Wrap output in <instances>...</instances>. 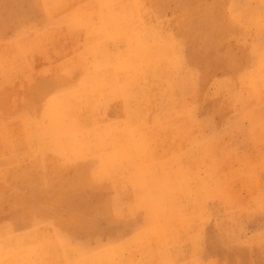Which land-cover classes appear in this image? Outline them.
<instances>
[{
  "label": "rangeland",
  "instance_id": "1",
  "mask_svg": "<svg viewBox=\"0 0 264 264\" xmlns=\"http://www.w3.org/2000/svg\"><path fill=\"white\" fill-rule=\"evenodd\" d=\"M137 3L133 35L165 62L118 75L102 40L116 8L0 0V264H264V0ZM76 93L73 121L58 104Z\"/></svg>",
  "mask_w": 264,
  "mask_h": 264
},
{
  "label": "bare ground",
  "instance_id": "2",
  "mask_svg": "<svg viewBox=\"0 0 264 264\" xmlns=\"http://www.w3.org/2000/svg\"><path fill=\"white\" fill-rule=\"evenodd\" d=\"M25 1V0H24ZM81 1V0H80ZM137 1H141V0H97V5H98V7L99 8H104V10H105V12H106V14L105 15H107V16H111V17H113V15H115V13L112 11L114 8H116L117 10H116V15H120L121 17L120 18H118L117 19V17H115V18H113V20H106V28L108 29V32L105 34V35H103V37H102V40H104V45L105 44H108V45H110L111 47H110V53L108 54V55H112L111 57H112V64H114V68H115V71H117L118 72V75H120L121 74V72L120 71H122L121 69H120V65L119 64H125V66H126V68L127 69H130V62H132V63H136V60H137V58L136 57H138V56H140V62L143 64V65H145L147 68H149L150 67V65L152 64V62H155V63H157V64H159L160 65V67H161V69H162V63H163V61L165 62V58H166V54H165V50H167L166 49V46H165V44H157L156 43V41H155V39H152V40H149V38L147 39V37H144V35L142 36V40H138L139 39V36H134L133 34L135 33V31H134V29L135 28H137V26L138 25H140L141 23L139 22V19H137V13H139V11H138V3H137ZM160 1V0H159ZM27 2V1H26ZM144 2V1H143ZM75 3V2H74ZM73 3V4H74ZM154 3V2H153ZM157 3V2H156ZM162 3V2H161ZM31 4V3H30ZM58 4V3H57ZM78 4V3H77ZM77 4H75V6L77 5ZM146 4V3H145ZM28 5V4H27ZM43 5V4H42ZM147 5V4H146ZM160 5V4H159ZM36 6V5H35ZM59 6V5H58ZM57 6V7H58ZM73 6V5H72ZM72 6H70V7H72ZM75 6H73V7H75ZM145 6V5H144ZM143 5H142V7H144ZM152 6V5H151ZM157 6V5H156ZM234 6V5H233ZM37 7V6H36ZM40 7V6H39ZM141 7V8H142ZM146 7V6H145ZM31 8H32V6H31ZM52 8V7H51ZM59 8V7H58ZM95 8V7H94ZM159 8V7H158ZM55 9V8H54ZM69 9L70 8H67L66 9V11L65 12H67V10H68V12H69ZM74 9V8H73ZM147 9V8H146ZM160 9V8H159ZM158 9V10H159ZM162 9V8H161ZM25 10H26V8H25ZM94 10V9H93ZM148 10V9H147ZM27 11V10H26ZM87 11V10H86ZM101 11H102V9H101ZM145 10H143V12H144ZM229 11H230V9H229ZM24 12V11H23ZM39 12V11H38ZM72 12V11H71ZM142 12V11H141ZM140 12V13H141ZM143 12H142V14H143ZM156 12V11H155ZM26 13V12H25ZM145 13V12H144ZM148 13V12H147ZM248 13H249V11H248ZM32 14H34V13H32ZM73 14V13H72ZM149 14V13H148ZM66 15V14H65ZM64 15V13H63V16H65ZM156 15H157V13H156ZM233 15V14H232ZM247 15V14H246ZM25 16V15H24ZM29 16V15H28ZM28 16H26V18L28 17ZM34 16V15H33ZM57 16V15H56ZM75 16V15H74ZM143 16H145V15H143ZM30 17V16H29ZM54 17H55V15H54ZM62 17V16H61ZM139 17V16H138ZM151 17V16H150ZM157 17H159V16H157ZM66 18H68V16L66 17ZM72 18V17H71ZM74 18H76V17H74ZM141 18V17H140ZM144 18V17H143ZM160 18V17H159ZM25 19V18H24ZM56 19H57V17H56ZM123 19H125L126 20V22L123 20ZM153 19V18H152ZM28 20V19H27ZM42 20H44V19H42ZM65 20V19H64ZM70 20V19H69ZM75 20V19H74ZM141 20V19H140ZM145 20H146V18H145ZM234 20V19H233ZM247 20V19H246ZM32 21V20H31ZM46 21V20H45ZM15 22V21H14ZM18 22H19V20H18ZM25 22V21H24ZM35 22V21H34ZM51 22V21H50ZM56 22V21H55ZM60 22V21H59ZM74 22V21H73ZM150 21H149V19H148V23H149ZM17 23V22H16ZM21 23V22H20ZM19 23V24H20ZM29 23V22H28ZM46 22H44L43 24H45ZM69 23V22H68ZM6 24V23H5ZM22 24V23H21ZM48 24V23H47ZM74 24V23H73ZM153 24V23H152ZM238 24V23H237ZM9 25V24H8ZM40 25V24H39ZM46 25V24H45ZM77 25V24H76ZM91 25V24H90ZM145 25H147V24H145ZM233 24H231V26H232ZM16 26H17V24H16ZM20 26V25H19ZM19 26H17L16 28H19ZM28 26V25H27ZM78 26V25H77ZM77 26H75V27H77ZM82 26H84V25H82ZM86 26V25H85ZM93 26V25H92ZM264 26V25H263ZM25 27V26H24ZM35 27V26H34ZM45 27V26H44ZM13 28V27H12ZM21 28V27H20ZM28 28V27H27ZM65 28H66V26H65ZM82 28V27H81ZM95 28V27H94ZM166 28V27H165ZM230 28V27H229ZM29 29V28H28ZM31 29V28H30ZM33 29V28H32ZM75 29V28H74ZM88 29V28H87ZM93 29V28H92ZM155 29H156V27H155ZM264 29V28H263ZM15 30V29H14ZM20 30V29H19ZM34 30V29H33ZM67 30H68V28H67ZM78 30V29H77ZM85 30V29H84ZM50 31H51V29H50ZM91 31H93V30H91ZM132 31H134V32H132ZM12 32H13V30H12ZM16 32V31H15ZM51 33V32H50ZM67 33V32H66ZM83 33H84V31H83ZM90 33V32H89ZM93 33V32H92ZM164 33V32H163ZM13 34V33H12ZM48 34V33H47ZM80 34H81V32H80ZM193 34V33H192ZM52 35V34H51ZM84 35V34H83ZM101 34H99V36H100ZM48 36V35H47ZM67 36V35H66ZM91 36V35H90ZM94 36V35H93ZM25 37V36H24ZM42 37V36H41ZM40 37V38H41ZM54 37V36H53ZM52 37V38H53ZM68 37V36H67ZM33 38V37H32ZM39 38V39H40ZM81 38V37H80ZM24 39V38H23ZM99 39V38H98ZM19 40H21V39H19ZM29 40V39H28ZM42 40V39H41ZM8 41V40H7ZM43 41V40H42ZM72 41V40H71ZM74 41V40H73ZM177 41V40H176ZM2 42V41H1ZM4 42H5V40H4ZM3 42V43H4ZM31 42V41H30ZM96 42V41H95ZM26 43H28V41L26 40ZM48 43V42H47ZM82 43V42H81ZM86 43V42H85ZM98 43H100V41H98ZM38 44H40V43H38ZM77 44V43H76ZM88 44H90V43H88ZM18 45V44H17ZM78 45H79V43H78ZM87 45V44H86ZM1 46V45H0ZM22 46V45H21ZM28 46V45H27ZM48 46V45H47ZM62 46V45H61ZM64 46V45H63ZM97 46V45H96ZM99 46V45H98ZM25 47V46H24ZM42 47V46H41ZM40 47V48H41ZM91 47V46H90ZM89 47V48H90ZM101 47V46H100ZM115 47L118 49L119 48V50L117 51L116 49H115ZM139 47H141V51L139 50ZM39 48V49H40ZM68 48H69V46H68ZM67 48V51L69 50ZM76 48H77V46H76ZM80 48V47H79ZM101 49V48H100ZM25 50V49H24ZM43 50V49H42ZM62 50H65L64 48L62 49ZM76 50V49H75ZM93 50H95V49H93ZM27 51H28V49H27ZM101 51V50H100ZM28 53V52H27ZM69 53V52H68ZM94 53V52H93ZM140 53V54H139ZM6 54V53H5ZM61 54V53H60ZM97 54V53H96ZM34 55V54H33ZM70 55V54H69ZM82 55H84V53L82 54ZM36 56V55H35ZM95 56V55H94ZM37 57V56H36ZM60 57V56H59ZM27 58V57H26ZM33 58V57H32ZM38 58V57H37ZM42 58V57H41ZM55 58V57H54ZM35 59V58H34ZM33 59V60H34ZM39 59V58H38ZM37 59V60H38ZM64 59V58H63ZM25 60V59H24ZM54 60V59H53ZM31 61V60H30ZM32 62V61H31ZM33 62H36V61H33ZM40 62V61H39ZM53 62V61H52ZM206 62V61H205ZM256 62V61H255ZM261 62V61H260ZM56 63V62H55ZM54 63V64H55ZM115 63H119L118 64V66L117 65H115ZM251 63H252V61H251ZM254 63V62H253ZM58 64H61V63H58ZM237 64V63H236ZM248 64V63H247ZM39 64H37V66H38ZM45 65V64H44ZM95 65V64H94ZM105 65V64H104ZM253 65V64H252ZM34 66H35V64H34ZM215 66V65H214ZM213 66V67H214ZM59 67V66H58ZM83 67V66H82ZM108 67V66H107ZM113 67V66H112ZM112 67H110L109 68V70L108 69H106V71H109V72H111V73H114V69L112 68ZM29 68V67H28ZM212 68V67H211ZM215 68V67H214ZM245 68V67H244ZM248 68H249V66H248ZM25 69V68H24ZM164 69V68H163ZM252 69V68H251ZM83 70V69H82ZM23 71V70H22ZM35 71V70H34ZM38 70H36V72H37ZM61 71V70H60ZM128 71V70H127ZM180 71V70H179ZM238 71V70H237ZM45 72V71H44ZM47 72V71H46ZM195 72V71H194ZM30 73V72H29ZM40 73H42V72H40ZM59 73V72H58ZM175 73V72H174ZM43 74V73H42ZM42 74H40L39 76H41ZM60 74V73H59ZM106 74V73H105ZM108 74V73H107ZM32 75V74H31ZM34 75V74H33ZM38 75V74H37ZM110 75V74H109ZM209 75V74H208ZM258 76V75H257ZM28 77V76H27ZM34 77V76H33ZM48 77H50V76H48ZM40 78V77H39ZM27 79V78H26ZM34 79V78H33ZM49 79V78H48ZM85 79V78H84ZM95 77H94V82H95ZM123 79V78H122ZM192 79V78H191ZM253 79H255V78H253ZM39 80V79H38ZM50 80V79H49ZM190 80V79H189ZM191 81V80H190ZM253 81H255V80H253ZM40 82V81H39ZM44 82V81H43ZM124 82V81H123ZM153 82V81H152ZM154 82H156V81H154ZM183 82V81H182ZM181 82V83H182ZM68 83V82H67ZM236 84V83H235ZM239 84H240V82H239ZM238 84V85H239ZM79 85H81V84H79ZM114 85V84H113ZM119 85H120V83H119ZM234 85V84H233ZM232 85V86H233ZM21 86V85H20ZM34 86V85H33ZM42 86V85H41ZM45 86V85H44ZM180 86H181V84H180ZM240 86V85H239ZM23 87V86H22ZM102 87V86H101ZM248 87V86H247ZM257 87V86H256ZM34 88V87H33ZM36 88L37 87H35V90H36ZM107 88V87H106ZM190 88V87H189ZM193 87H191V89H192ZM23 89V88H22ZM26 89V88H25ZM31 89V88H30ZM61 89V88H60ZM127 89V88H126ZM194 89V88H193ZM192 89V90H193ZM260 89V88H259ZM7 90V89H6ZM38 90H39V88H38ZM103 90V89H102ZM102 90H101V92H102ZM108 90V89H107ZM155 90V89H154ZM192 90H190V91H192ZM199 90V89H198ZM222 90V89H221ZM234 90V89H233ZM245 90V89H244ZM5 91V90H4ZM24 91V90H23ZM26 91V90H25ZM31 91V90H30ZM158 91V90H157ZM236 91H237V89H236ZM261 91V90H260ZM29 92V91H28ZM100 92V91H99ZM123 92V91H122ZM128 92V91H127ZM142 92V91H141ZM244 92V91H243ZM10 93V92H9ZM32 93V92H31ZM72 93V92H71ZM140 93V92H139ZM191 93V92H190ZM195 93V92H194ZM198 93V92H197ZM202 93V92H201ZM218 93V92H217ZM224 93V92H223ZM249 93V92H248ZM6 94H8V93H6ZM123 94V93H122ZM142 93H140V95H141ZM153 94V93H152ZM151 94V95H152ZM166 94V93H165ZM9 95V94H8ZM120 95H121V93H120ZM158 95V94H157ZM170 95V94H169ZM201 95V94H200ZM199 95V96H200ZM220 95H222V94H220ZM67 96V95H66ZM122 96V95H121ZM139 96V95H138ZM147 96V95H146ZM150 96V95H149ZM164 96V95H163ZM184 96V95H183ZM240 96V95H239ZM262 96V95H261ZM8 97H10V96H8ZM137 97V96H136ZM165 97V96H164ZM168 97V96H167ZM170 97V96H169ZM173 97H175V96H173ZM197 97V96H196ZM229 97H231L230 95H229ZM244 97V96H243ZM47 98V97H46ZM53 98V97H52ZM158 98V97H157ZM161 98V97H160ZM163 98V97H162ZM171 98V97H170ZM183 98V97H182ZM235 98V97H234ZM2 99H3V97H2ZM36 99V98H35ZM82 95H81V93L79 94V93H76L75 94V96L74 97H72V98H69V99H63V101L62 102H60L59 101V104H58V107L60 106V108L62 107V109H61V112H62V116L64 117V118H68V119H71V120H73L74 121V119H73V117H72V113L70 112L71 110H72V108H69L71 105L73 106V107H75V108H81L82 106H86L87 104L86 103H84L83 101H82ZM159 99V98H158ZM176 99V98H175ZM187 99V98H186ZM192 99H193V96H192ZM231 99V98H230ZM46 100H49V99H46ZM125 99L123 98L122 99V101H124ZM219 100V99H218ZM238 100V99H237ZM5 101V100H4ZM15 101V100H14ZM111 101V100H110ZM119 101V100H118ZM139 102H140V100H138ZM151 101V100H150ZM22 102V101H21ZM146 102H147V100H146ZM149 102V101H148ZM154 101H152V103H153ZM162 102H163V100H162ZM167 102H168V100H167ZM171 102V101H170ZM237 102V101H236ZM2 103V102H1ZM25 103V102H24ZM23 103V104H24ZM105 103V102H104ZM114 103V102H113ZM112 103V104H113ZM116 103V102H115ZM142 103V102H141ZM151 103V104H152ZM169 103V102H168ZM193 103V102H192ZM217 103V102H216ZM240 103V102H239ZM22 104V105H23ZM111 104V103H110ZM117 104H119V103H117ZM130 104V103H129ZM140 104V103H139ZM146 104H148V103H146ZM156 104H158V102L156 103ZM164 104V103H163ZM231 104V103H230ZM31 105V104H30ZM103 105H105V104H103ZM125 105H127V103H126V101L125 102H123L122 103V105L121 106H125ZM145 105V104H144ZM190 105V104H189ZM5 106H7L6 104H5ZM4 106V107H5ZM42 106H44V104L42 105ZM47 106V105H46ZM136 106V105H135ZM156 106V105H155ZM158 106H162V105H160V103H159V105ZM167 106V105H166ZM217 106V105H216ZM8 107V106H7ZM7 107H5V108H7ZM25 107V106H24ZM50 107V106H49ZM89 107V106H88ZM164 107H165V105H164ZM164 107H163V109H164ZM14 108V107H13ZM111 108V107H110ZM116 108V107H115ZM123 108V107H122ZM131 108H134L133 106L131 107ZM145 108H146V106H145ZM144 108V109H145ZM150 108V107H149ZM148 108V109H149ZM167 108H169V106L167 107ZM243 108V107H242ZM147 109V108H146ZM154 109V108H153ZM189 109V108H188ZM217 109H218V107H217ZM82 110V109H81ZM87 110V109H86ZM85 110V111H86ZM112 110V109H111ZM121 110V109H120ZM133 110V109H132ZM149 110H151V109H149ZM157 110V109H156ZM173 110V109H172ZM196 110V109H195ZM222 110V109H221ZM1 111V110H0ZM8 111V110H7ZM50 111V110H49ZM159 111V110H158ZM160 111H161V109H160ZM163 111V110H162ZM215 111V110H214ZM21 112V111H20ZM119 112V111H118ZM195 112V111H194ZM211 112H212V109H211ZM232 112V111H231ZM37 113H39V112H37ZM36 113V114H37ZM75 113V112H74ZM86 113V112H85ZM193 113V112H192ZM224 113V112H223ZM226 113V112H225ZM15 114V113H14ZM20 114V113H19ZM31 114V113H30ZM36 114H34V115H36ZM68 114V115H67ZM83 114H84V111H83ZM120 114V113H119ZM124 114V113H123ZM126 114V113H125ZM212 114V113H211ZM42 115V114H41ZM101 115V114H100ZM99 115V116H100ZM118 115V114H117ZM152 115V114H151ZM213 115V114H212ZM250 115V114H249ZM256 115V114H255ZM22 116V115H21ZM79 116H80V114H79ZM98 116V117H99ZM119 116V115H118ZM235 116H237V115H235ZM29 117V116H28ZM37 117V116H36ZM43 117V116H42ZM90 117V116H89ZM141 117H143V116H141ZM145 117V116H144ZM190 117V116H189ZM226 117V116H225ZM45 118V117H44ZM78 118V117H77ZM97 118V117H96ZM118 118H120V117H118ZM122 118H123V115H122ZM148 119L150 118L149 117V115H148V117H147ZM153 118H154V116H153ZM168 118H169V116H168ZM175 118V117H174ZM227 118V117H226ZM237 118V117H236ZM242 118V117H241ZM241 118H239V119H241ZM261 118V117H260ZM40 119V118H39ZM103 119V118H102ZM111 119V118H110ZM113 119V118H112ZM156 119H157V117H156ZM43 120H45V119H43ZM78 120H79V118H78ZM90 120V119H89ZM99 120V119H98ZM115 120V119H114ZM123 120V119H122ZM143 120V119H142ZM145 120V119H144ZM255 120V119H254ZM47 121V120H46ZM106 121V120H105ZM119 121V120H118ZM117 121V122H118ZM150 121V120H149ZM157 121V120H156ZM28 122V121H27ZM43 122V121H42ZM85 122V121H84ZM98 122V121H97ZM124 122H126V121H124ZM148 122V121H147ZM192 122V121H191ZM256 122V121H255ZM22 123V122H21ZM82 123H83V121H82ZM101 123H102V121H101ZM197 123V122H196ZM203 123H204V121H203ZM15 124V123H14ZM38 124V123H37ZM45 124V123H44ZM69 124V123H68ZM112 124H114V123H112ZM120 124H122V123H119V125ZM124 124V123H123ZM1 125V124H0ZM80 125V124H79ZM115 125V124H114ZM126 125V124H125ZM132 125V124H131ZM165 125V124H164ZM35 126V125H34ZM46 126V125H45ZM90 126V125H89ZM33 127V126H32ZM47 127H49V125L47 126ZM46 127V128H47ZM51 127V126H50ZM53 127V126H52ZM108 127V126H107ZM124 127V126H123ZM126 127V126H125ZM130 127V126H129ZM136 127V126H135ZM156 127V126H155ZM159 127V126H158ZM121 128V127H120ZM127 128V127H126ZM203 128V127H202ZM33 129V128H32ZM48 129V128H47ZM92 129V128H91ZM94 129V128H93ZM113 129V128H112ZM111 129V130H112ZM117 129V128H116ZM132 129V128H131ZM156 129V128H155ZM25 130V129H24ZM49 130V129H48ZM65 130L67 131V127L65 128ZM119 130V129H118ZM117 130V131H118ZM135 130V129H134ZM18 131V130H17ZM23 131V130H22ZM26 131V130H25ZM38 131V130H37ZM137 131V130H136ZM15 132V131H14ZM43 132V131H42ZM52 132V131H51ZM56 132H57V130H56ZM55 132V133H56ZM105 132H106V130H105ZM125 132L126 133H128V134H130L129 133V131H127V129L125 130ZM58 133L60 134V131H58ZM72 133V132H71ZM93 133H95V132H93ZM39 134V133H38ZM51 134V133H50ZM57 134V133H56ZM70 134V133H69ZM96 134V133H95ZM109 134V133H108ZM29 135V134H28ZM36 135V134H35ZM40 135H42V134H40ZM49 135V134H48ZM71 135V134H70ZM69 135V136H70ZM81 135V134H80ZM84 135V134H83ZM139 135V134H138ZM151 135H152V133H151ZM195 135V134H194ZM6 136V135H5ZM15 136V135H14ZM24 137H25V134L23 135ZM45 136V135H44ZM54 136V135H53ZM60 136V135H59ZM98 136H99V134H98ZM101 136V135H100ZM104 136V135H103ZM154 136V135H153ZM9 137V136H8ZM85 137V136H84ZM36 138V137H35ZM83 138V137H82ZM132 138V137H131ZM130 138V139H131ZM152 138V137H151ZM25 139H27V138H25ZM41 139V138H40ZM69 139V138H68ZM71 139V138H70ZM99 139V138H98ZM137 139V138H136ZM211 139V138H210ZM52 140H53V138H52ZM108 140V139H107ZM122 140V139H121ZM169 140V139H168ZM28 141H30L29 140V138H28ZM36 141V140H35ZM71 141V140H70ZM73 141V140H72ZM81 141V140H80ZM100 141V140H99ZM123 141V140H122ZM121 141V142H122ZM31 142H33V140L31 141ZM53 142H55V141H53ZM86 142V141H85ZM103 142V141H102ZM28 143V142H27ZM30 143V142H29ZM37 143V142H36ZM35 143V144H36ZM83 143V142H82ZM106 143H108V142H106ZM122 143H124V142H122ZM154 142H152V144H153ZM79 144V143H78ZM77 144V145H78ZM86 144V143H85ZM117 144V143H116ZM134 144H135V139L132 141V146H133V148H134ZM162 144V143H161ZM178 144H180V143H178ZM25 145H27V144H25ZM33 145V144H32ZM51 145V144H50ZM58 145V144H57ZM83 145H84V143H83ZM91 145V144H90ZM177 145V144H176ZM3 146L4 147H13L12 146V144L11 143H9V139L8 138H6L5 139V141H4V143H3ZM35 146V145H34ZM69 146V145H68ZM73 146V145H72ZM60 147V146H59ZM82 147V146H81ZM101 147V146H100ZM105 147V146H104ZM103 147V148H104ZM92 149V151H93V147H91ZM108 148V147H107ZM117 148V147H116ZM209 148V147H208ZM32 149V148H31ZM200 149V148H199ZM43 150V149H42ZM51 150V149H50ZM60 150V149H59ZM130 150H132V149H130ZM61 151V150H60ZM59 151V152H60ZM81 151V150H80ZM178 151V150H177ZM197 151V150H196ZM52 152V151H51ZM91 152V151H90ZM96 152V151H95ZM195 152V151H194ZM5 153V152H4ZM138 153V152H137ZM140 153V152H139ZM145 153V152H144ZM210 153V152H209ZM36 154V153H35ZM56 154V153H55ZM84 154H85V152H84ZM88 154V153H87ZM92 154H94V152L92 153ZM142 154V153H141ZM185 154V153H184ZM207 154V152H205V155ZM6 155V154H5ZM34 155V154H33ZM42 155V154H41ZM49 155V154H48ZM51 155V154H50ZM57 155H58V153H57ZM91 155V154H90ZM137 155V154H136ZM146 155V154H145ZM189 155V154H188ZM40 157V156H39ZM55 157V156H54ZM141 157V156H140ZM147 157V156H146ZM200 157V156H199ZM203 157V156H202ZM48 158H50V157H48ZM90 158V157H89ZM139 158V157H138ZM150 158V157H149ZM206 158V157H205ZM51 159V158H50ZM55 159V158H54ZM85 159V158H84ZM181 159V158H180ZM208 159V158H207ZM201 160V159H200ZM143 161V160H142ZM142 161H141V164H142ZM75 162V161H74ZM156 162V161H155ZM35 163V162H34ZM56 163V162H55ZM63 163V162H62ZM154 163V162H153ZM39 164V163H38ZM76 164V163H75ZM144 164V163H143ZM15 165V164H14ZM28 165V164H27ZM31 165V164H30ZM85 165V164H84ZM186 165V164H185ZM184 165V166H185ZM6 166V165H5ZM18 166V165H17ZM16 166V167H17ZM49 166V165H48ZM59 166V165H58ZM182 166V165H181ZM13 167V166H12ZM15 167V166H14ZM19 167V166H18ZM71 167V166H70ZM94 167V166H93ZM187 167V166H186ZM2 168V167H1ZM7 168V167H6ZM31 168V167H30ZM29 168V169H30ZM85 168V167H84ZM8 169V168H7ZM13 169V168H12ZM11 169V170H12ZM35 169V168H34ZM125 169V168H124ZM123 169V170H124ZM3 169H1V171H2ZM36 170V169H35ZM70 170H72V169H70ZM74 170V169H73ZM83 170V169H82ZM21 171V170H20ZM26 171H28V169L26 170ZM62 171V170H61ZM5 172V171H4ZM66 173V172H65ZM70 173V172H69ZM188 173V172H187ZM186 173V174H187ZM35 175V174H34ZM68 175V174H67ZM188 176V175H187ZM200 176V175H199ZM9 177V176H8ZM16 177V176H15ZM7 178V177H6ZM196 178H197V176H196ZM200 178V177H199ZM205 178V177H204ZM15 179V178H14ZM62 179V178H61ZM198 179V178H197ZM9 180V179H8ZM35 180V179H34ZM124 180V179H123ZM76 181V180H75ZM206 182H207V180H205ZM215 181V180H214ZM18 182V181H17ZM20 182V181H19ZM58 182V181H57ZM127 182V181H126ZM4 183V182H3ZM13 183V182H12ZM198 183V182H197ZM213 183V182H212ZM216 183V182H215ZM141 184V183H140ZM204 184V183H203ZM23 185H24V183H23ZM121 185V184H120ZM208 185V184H207ZM4 186H5V184H4ZM26 186V185H25ZM57 186V185H56ZM136 186V185H135ZM211 186V185H210ZM209 186V187H210ZM24 187V186H23ZM64 187V186H63ZM111 187V186H110ZM158 187V186H157ZM198 187V186H197ZM151 188V187H150ZM204 188H205V186H204ZM111 189V188H110ZM142 189V188H141ZM193 189V188H192ZM200 189V188H199ZM60 190V189H59ZM107 190H109V189H107ZM107 190H106V192H107ZM123 190V189H122ZM121 190V191H122ZM129 190V189H128ZM140 190V189H139ZM190 190V189H189ZM204 190V189H203ZM205 190H207V189H205ZM25 191V190H24ZM56 191H58V190H56ZM93 191V190H92ZM112 191H113V188H112ZM131 191V190H130ZM146 191V190H145ZM200 191V190H199ZM6 192V191H5ZM9 192V191H8ZM91 192V191H90ZM96 192V191H95ZM102 192V191H101ZM119 193H120V191H119ZM129 193V192H128ZM154 194H155V192H153ZM113 194V192L111 193V195ZM110 195V196H111ZM153 195V194H152ZM200 195V194H199ZM113 196V195H112ZM122 196V195H121ZM45 197V196H44ZM102 197V196H101ZM153 197V196H152ZM203 197V196H202ZM7 198V197H6ZM128 198H129V196H128ZM156 198V197H155ZM195 198V197H194ZM200 199V198H199ZM139 200V199H138ZM198 200V199H197ZM12 202V201H11ZM110 202V201H109ZM205 202V201H204ZM203 202V203H204ZM106 203H108V202H106ZM93 204V203H92ZM159 204V203H158ZM108 205V204H107ZM106 205V206H107ZM160 205V204H159ZM193 206V205H192ZM181 208V207H180ZM183 208V207H182ZM201 208V207H200ZM18 210V209H17ZM91 210V209H90ZM175 210V209H174ZM184 210V209H183ZM191 210V209H190ZM226 210V209H225ZM228 210V209H227ZM193 211H194V209H193ZM166 213H168L167 211H166ZM18 215V214H17ZM169 215V214H168ZM22 216V215H21ZM109 216V215H108ZM16 218V217H15ZM17 218H19V217H17ZM106 218V217H105ZM170 218V217H169ZM158 219V218H157ZM19 220H21L20 218H19ZM125 220H127V219H125ZM176 220V219H175ZM187 220H188V218H187ZM22 222V221H21ZM176 222V221H175ZM16 223H18V222H16ZM170 223V222H169ZM173 223V222H172ZM144 224V223H143ZM162 224V223H161ZM20 225V224H19ZM160 225V224H159ZM175 225V224H174ZM185 226V225H184ZM27 227V226H26ZM163 227V226H162ZM164 228V227H163ZM161 229V228H160ZM44 231V230H43ZM46 231V230H45ZM158 231V230H157ZM159 232V231H158ZM83 233V232H82ZM163 233V232H162ZM47 234V233H46ZM40 235V234H39ZM7 236V235H6ZM168 236V235H167ZM183 236V235H182ZM189 236V235H188ZM186 236H184V238H185ZM179 238V237H178ZM141 238H139V239H137V240H139V241H141L140 240ZM179 240V239H178ZM177 240V241H178ZM142 242V241H141ZM161 242V241H160ZM132 243V242H131ZM136 243V242H135ZM135 243H134V246H135ZM138 243V242H137ZM145 243V242H144ZM139 244V243H138ZM128 245V244H127ZM130 245H131V247H130ZM129 247L130 248H132L133 247V245L132 244H129ZM167 247H168V245H167ZM125 248H126V246H125ZM128 248V247H127ZM126 248V249H127ZM147 248V247H146ZM121 248H119V250H120ZM116 250H118V249H116ZM122 250V249H121ZM147 250V249H146ZM115 251V250H114ZM125 251V250H124ZM149 251V250H148ZM28 251H26V253H27ZM113 252V251H112ZM121 252V251H120ZM122 252H123V250H122ZM151 254V253H150ZM3 255V254H2ZM113 255H115V254H113ZM149 255V254H148ZM34 256V255H33ZM116 256V255H115ZM19 258V257H18ZM17 258V259H18ZM20 260V259H19ZM156 260V259H155ZM150 261H151V258H150ZM156 262V261H155ZM177 263V262H176Z\"/></svg>",
  "mask_w": 264,
  "mask_h": 264
}]
</instances>
